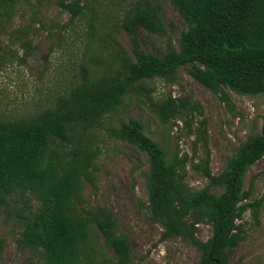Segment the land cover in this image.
Masks as SVG:
<instances>
[{
  "label": "trees",
  "instance_id": "obj_1",
  "mask_svg": "<svg viewBox=\"0 0 264 264\" xmlns=\"http://www.w3.org/2000/svg\"><path fill=\"white\" fill-rule=\"evenodd\" d=\"M81 1H61L71 13L70 22L85 14L88 0ZM169 1L187 25L177 47L169 44L162 54L143 48L144 30L164 31L161 5L130 1L121 27L129 36L131 52L115 49L104 69H85L78 82L42 110L19 118L0 117V206L16 192L29 191L40 200L18 242L38 249L45 264L131 263L132 247L128 236L118 231L117 217L105 206H87L83 189L86 180L94 183L98 131L134 98H150L149 82H175L180 68L186 67L196 81L222 92L225 99V87L241 94L264 93V0ZM22 2L30 0H0V36ZM17 32L19 39L29 29ZM22 43L31 47L27 39ZM157 105L163 120L184 112L189 123L187 96L169 94ZM112 133L147 155L148 209L163 227L162 238L180 237L196 245L198 264H228L231 249L245 238L238 220L248 207L257 216L264 203V195L251 200L253 179L245 187L248 170L264 156V117L260 132L241 143L219 173L204 167L209 184L200 189L184 181L188 155L169 158L166 146L148 136L140 120H123ZM197 144L198 139L195 148ZM212 186L221 192L215 193ZM199 223L212 225L209 238L197 236ZM101 237L113 257L101 245Z\"/></svg>",
  "mask_w": 264,
  "mask_h": 264
},
{
  "label": "rangeland",
  "instance_id": "obj_2",
  "mask_svg": "<svg viewBox=\"0 0 264 264\" xmlns=\"http://www.w3.org/2000/svg\"><path fill=\"white\" fill-rule=\"evenodd\" d=\"M61 1L19 3L0 36V117L19 118L42 110L78 82L85 69H104L112 61L111 52L115 49L131 52L121 18L127 4L135 0H88L85 14L73 22ZM153 1L161 5L164 31L144 30L142 46L162 54L169 44L178 46L187 25L169 0ZM22 27L29 32L18 39L17 29ZM22 39L29 40L31 47H26ZM147 89L150 98L146 94L134 98L109 116L105 127L98 131L95 143L100 153L93 169L94 183L86 180L83 189L85 204L102 205L115 214L118 231L128 236L132 247L130 264H198L200 253L196 245L180 237L162 238L163 227L148 209L147 155L115 136L112 127L130 118L140 120L147 135L166 146L169 158L175 153L188 155L184 181L191 188L200 189L209 184L204 167L219 173L241 143L260 132L264 93L241 94L225 87L229 94V99H225L222 92H214L196 81L186 67L180 68L177 81L155 78ZM169 94L189 98V123L184 112L169 120L161 118L157 103ZM263 171L264 156L251 166L245 178L246 188L253 179L252 201L264 195ZM211 190L220 193L222 189L212 186ZM39 204L40 200L26 191L8 196L7 204L0 206L3 264H45L38 249L18 242L28 215ZM238 222L245 238L231 249L228 264H264V203L257 216L248 207ZM212 234L211 224H198L199 238L205 240ZM100 242L108 256L113 257L103 237Z\"/></svg>",
  "mask_w": 264,
  "mask_h": 264
}]
</instances>
